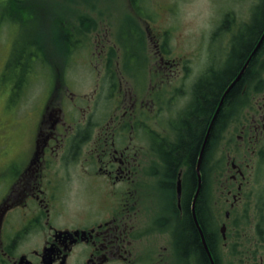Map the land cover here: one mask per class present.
I'll list each match as a JSON object with an SVG mask.
<instances>
[{
  "label": "flooded vegetation",
  "instance_id": "obj_1",
  "mask_svg": "<svg viewBox=\"0 0 264 264\" xmlns=\"http://www.w3.org/2000/svg\"><path fill=\"white\" fill-rule=\"evenodd\" d=\"M226 2L213 31L222 47L210 46L208 64L192 84L189 101L164 120L169 129L162 123V82L149 90V100L138 92L129 97L122 79L114 77L106 78L107 87L99 78L91 94H81L61 83L60 71L59 90L23 111L17 90L30 77L16 80L12 115L0 117V264H201L198 250L180 247L179 230L189 216L210 264H264V193L258 191V179L264 178L259 174L264 173V39L252 55L264 35V0H251L237 11ZM130 3L142 20L155 19L156 9L147 11L146 0ZM34 17L44 29L37 34L33 57L48 66L50 33L45 20ZM78 31L57 32L60 40L68 37L75 44L71 49L62 44L68 57L83 47ZM247 38L252 46L243 50ZM98 40L104 62L95 71H114L109 47ZM10 45V53L16 48L22 57L20 73L29 71L30 63H22L29 54L17 48V41ZM164 52L160 61L170 54ZM183 60L190 70L193 56ZM230 72L193 161L195 185L190 156L175 164L165 148L178 144L181 120L198 83L210 84ZM233 82L240 83L239 89L226 100ZM102 98L110 104H102ZM222 99V113L202 152Z\"/></svg>",
  "mask_w": 264,
  "mask_h": 264
},
{
  "label": "rangeland",
  "instance_id": "obj_2",
  "mask_svg": "<svg viewBox=\"0 0 264 264\" xmlns=\"http://www.w3.org/2000/svg\"><path fill=\"white\" fill-rule=\"evenodd\" d=\"M250 1L227 0L225 5L239 10ZM146 5L149 12L156 9L154 20L139 18L130 0H0V117L10 118L12 96L18 92L22 95L19 110L23 111L38 105L47 93L53 96L59 90L56 81L61 71V83L68 85L69 91L81 94H91L99 78H103L101 86L107 87L106 78L114 77L122 79L129 97L138 92L144 100H149V92L157 88L155 83L162 82V123L169 129V123L164 120L174 118L189 101L192 84L208 64L210 46L217 43L221 46L219 36L214 38L213 31L220 25L224 0H146ZM11 14L17 15L19 20ZM34 15L41 18L40 22L45 20L50 33L49 53L45 58L48 66L33 57L37 34L44 29L42 24L38 26L39 20H34ZM69 28L79 30L77 35L84 39L80 41L83 47L68 57L61 51L62 44L70 49L75 44L68 37L60 40L57 32L64 33ZM98 38L110 49L109 61L114 71L97 69L104 62L99 55ZM11 41H17V48L29 54L22 61L30 63L29 71L20 73L22 57L15 52V46L10 53ZM164 48L170 54L160 61ZM128 49L137 54L130 55ZM189 56H193V61L189 60L190 70L185 63H180ZM33 62L38 63L32 71ZM24 74L30 81L21 83L17 90L16 80ZM49 79H52L51 84ZM179 88L183 91L177 93ZM101 103L110 104V101L102 98ZM150 121L158 125L154 119ZM21 130L20 133L24 132ZM165 133L175 138L169 130ZM258 181V191L264 193V178Z\"/></svg>",
  "mask_w": 264,
  "mask_h": 264
},
{
  "label": "trees",
  "instance_id": "obj_3",
  "mask_svg": "<svg viewBox=\"0 0 264 264\" xmlns=\"http://www.w3.org/2000/svg\"><path fill=\"white\" fill-rule=\"evenodd\" d=\"M263 25L264 21H261ZM251 38L242 40L243 50L251 47L252 45ZM242 54V52H241ZM233 61H236V57L233 58ZM232 76V73L221 74L216 78H212L210 84L201 81L195 88L194 102L189 107L184 117L181 120L180 124V140L178 144H170L165 148V153L167 152L166 158L169 162L177 164L182 158L190 156L192 161V170L193 173L192 183L196 185V177L194 172V163L198 151L200 149V142L205 134V124L210 113H213V110L218 103V98L220 93L225 89L229 84L228 80ZM240 83L235 84L230 88L226 95V100H229L234 96V94L239 89ZM225 100V101H226ZM225 104V103H224ZM222 109L219 110L218 115L215 119L217 123ZM215 126L212 127L210 132L209 141L214 134ZM205 156V155H204ZM201 194L198 198V212L199 216L201 214L202 204H201ZM189 207V206H188ZM201 218V216H200ZM180 234V247L184 251L189 249H196L200 253L201 264H210L205 249L201 243L199 232L193 222L191 216L185 219L184 224L179 230Z\"/></svg>",
  "mask_w": 264,
  "mask_h": 264
},
{
  "label": "water",
  "instance_id": "obj_4",
  "mask_svg": "<svg viewBox=\"0 0 264 264\" xmlns=\"http://www.w3.org/2000/svg\"><path fill=\"white\" fill-rule=\"evenodd\" d=\"M263 39H264V35L260 38V40H259L257 46L255 47V49H254L252 55H253L254 53L257 52L258 48L261 46V44H262V42H263ZM240 76H241V73H240V75L236 78V80H238V79L240 78ZM236 80H235V81H236ZM235 81H234V82H235ZM234 82L228 87V89H227L226 92H228V90L233 86ZM222 102H223V99H222V101L220 102V105H219V107L217 108V110H216V112H215V114H214V116H213V118H212L210 128H209V130H208V132H207V134H206L205 140H204V145H203L202 152L204 151V147H205V145H206V143H207V141H208V138H209V136H210V132H211V129H212V125H213V123H214V121H215V119H216V117H217V115H218V112H219V110H220V108H221ZM198 190H199V189H198Z\"/></svg>",
  "mask_w": 264,
  "mask_h": 264
}]
</instances>
